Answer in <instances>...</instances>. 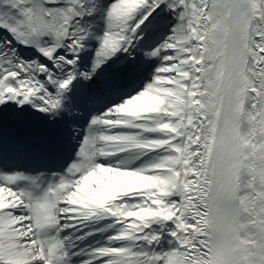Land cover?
<instances>
[{"label": "snow or ice", "instance_id": "1", "mask_svg": "<svg viewBox=\"0 0 264 264\" xmlns=\"http://www.w3.org/2000/svg\"><path fill=\"white\" fill-rule=\"evenodd\" d=\"M0 264H264V0H0Z\"/></svg>", "mask_w": 264, "mask_h": 264}]
</instances>
